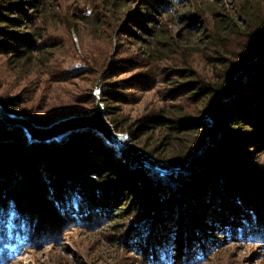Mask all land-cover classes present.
Segmentation results:
<instances>
[{
    "label": "rangeland",
    "instance_id": "obj_1",
    "mask_svg": "<svg viewBox=\"0 0 264 264\" xmlns=\"http://www.w3.org/2000/svg\"><path fill=\"white\" fill-rule=\"evenodd\" d=\"M27 1L33 0H0L3 12L10 5L18 3L33 16L30 25L26 24L27 28L18 35L20 40L30 44L33 50L30 58L14 65L0 51V101L7 105L4 107L0 104V123L14 129L13 132H17L20 138L17 144L0 145V149L10 153L11 157L15 156V152H20L24 144L29 147L35 143L61 144L64 137L90 130L72 131L53 140L42 138L46 129L62 120L92 115L101 109L109 123L112 119L123 129L134 131L138 139L140 137L138 141L131 142L126 134H122L127 138V149L132 155L138 156L137 153L143 150L147 155L161 160L163 156L153 142L160 143L161 138L153 130L142 131V125H151L150 119L171 107L168 101L170 90L183 82L181 77L184 75L189 81L200 79L212 85L220 83L225 68H221L215 59L228 58L237 64L249 37L254 41L262 33L259 31L252 38L253 29L264 20V0H158L164 3V9H169L167 12L159 11L158 15L152 13V5L157 0H43V5L34 13H31L34 8L28 6ZM248 9L252 12L249 18L244 15L246 18L243 22L240 15ZM151 14L153 20H147L146 15ZM195 16L198 17L196 22L187 19ZM139 23L150 32H155L143 34L136 28ZM230 28L234 30L230 35L222 33ZM1 29L5 28L2 26ZM132 31L134 34L130 33ZM216 33H222L221 38L225 37L217 42L220 49L211 42V37ZM5 41V38H0V43L5 44ZM192 75H195V79H191ZM242 75L243 71L237 77ZM203 98L204 95H198L195 99L182 96L177 98L174 105L182 112L186 111V117L203 118L204 124H209L211 118L218 122L213 113L218 99ZM107 106L112 113L110 116H106ZM61 117L67 118L53 123ZM209 128L196 131L189 139L188 146L178 143L181 147L173 149L176 156L180 155V150H190L187 167L195 154L205 149L202 146L198 149L199 144L205 141L206 146L211 140L209 130L214 128ZM144 132L146 135H143ZM117 151L128 156L119 147ZM5 159L3 161H7ZM10 165L9 162H0V171ZM123 167H128V163H123ZM57 168L54 162H47L38 169L32 167L28 170L32 177H38L37 183L46 187L37 196L31 194L32 191L27 192L29 194L24 191L20 178L25 177L24 167L16 170V175L9 180L0 179V206L3 201L14 199L23 213L37 215L42 224L34 230L33 241L36 242H32V246L12 264H148L144 254L146 248L149 249L147 237L142 236L143 252H136L138 242H141L140 235L145 232L144 225L150 220L149 217L165 215L170 203H163L150 216L134 211L118 219L108 218L98 226H95L97 224L92 216L85 217L83 223L75 222L83 217L74 218L70 213L75 205L72 192H67L68 213L60 215L47 192L52 184L51 179L57 176ZM151 168L161 175H171V171L166 169ZM245 170L249 184L243 186L246 193H237L240 201L236 207L251 224L258 219L253 220L254 211L245 210L244 207L258 209L264 216V152L253 153L248 158ZM41 176L44 178L41 179ZM61 180L68 185L75 184V179L67 178L64 172ZM214 183L212 179V183L207 185L214 191L209 204L214 201L220 207L228 199L226 196L220 197L216 190L220 187ZM16 185L20 188L15 189L20 190H14ZM241 194L246 197V204L241 200ZM36 198L44 200L43 203L35 202ZM247 198L255 199L254 203ZM188 200L190 197L181 200L179 207L170 212V217L182 210V221L189 227L194 217L187 213ZM37 204L42 210L47 204L44 208L48 219L38 215ZM91 206L101 209L97 202ZM199 207L198 212L204 208L203 205ZM169 221L163 224L168 227ZM43 234H46V238L41 237ZM207 238L198 241H208L211 245L215 242L218 246H212L211 253L194 264H264V241L226 240L225 236L212 234ZM182 251L183 248H180L181 258ZM178 264L190 263L185 260Z\"/></svg>",
    "mask_w": 264,
    "mask_h": 264
},
{
    "label": "trees",
    "instance_id": "obj_2",
    "mask_svg": "<svg viewBox=\"0 0 264 264\" xmlns=\"http://www.w3.org/2000/svg\"><path fill=\"white\" fill-rule=\"evenodd\" d=\"M26 3L34 8V11L31 12L34 13L38 10L37 8L43 5V0L27 1ZM154 4L152 13L155 15H158L159 11L167 12L169 10L168 8L164 9L163 2L161 4L157 0ZM1 8L0 38H5L8 42L0 43V51L8 57L10 64L23 63L30 58L33 50L30 48V44L20 40L18 35L19 33L21 35V32L27 28L26 24L30 25L33 16L26 13L22 5L18 3L7 7L6 12H3ZM251 12L250 9L242 12L240 18L243 22L246 18L244 15L249 18ZM146 19L153 20V15H146ZM187 19L196 22L198 17ZM263 24L264 20L260 21L253 29L252 38H255L256 34L260 33L259 31L262 33L254 41L249 37L243 49L244 55L242 53L237 64L228 58L215 59L221 68H225L222 71L224 77L220 83L212 85L200 79L189 81L187 76L181 74L184 75L181 77L183 82L171 89L168 96L171 107L166 112H160V115L150 119L149 123L152 126L142 125V131L153 130L157 132V137L161 138L160 143L153 141L157 150H160L159 154L163 156L161 160L147 155L142 150L137 153L142 159L138 164L132 159V156L120 154L117 147L111 145L99 133L88 130L68 138L64 137L61 144L35 143L32 147L24 144L25 147L19 150L20 152H15L13 157L10 153L0 149V162L11 164L8 168L0 171L2 175L0 179L9 180L8 178L16 175V170L24 167L25 177H20L24 191L26 193L32 191L30 193L33 195L35 193L36 196L41 195L46 187L37 183L38 177H32L29 174L31 171L28 170L32 167L38 169L43 163L54 162L58 166L57 176L51 179L50 182L54 184H50L51 187L49 186L47 192L51 197L52 204L59 211L58 214L68 213L69 197H67V192L70 191L72 192L71 196L75 199L74 208L70 209V213L74 218L83 217L81 221L75 220V222L83 223L85 217L92 216L97 224L95 226L100 225L108 218L118 219L123 214L128 215L134 211L150 216L163 203H167V205L170 203L168 205L170 209L166 211L165 215L149 217L150 220H147V224L144 225L145 232L140 235L141 242H138V251L136 252H143L142 236L147 237L149 249L146 248L148 250H145L144 254L148 258V264H178L185 260L194 264L198 260L206 258L211 253L212 246H214L213 248L218 246V243L215 244V242H212L211 245L208 244V241H198L205 240L209 234L225 236L226 240L264 241V216L258 209L244 207L245 210L254 211L252 213L253 220L258 219L256 223L249 224L250 222L246 221L242 212L236 207L239 200L238 194L241 193L240 191L246 193L244 187L249 184L247 183L248 176L244 175L248 158L253 153L264 152ZM2 26L5 29H1ZM136 28L147 35L155 32H150L140 23ZM232 31L234 30L230 28L225 29L222 33L230 35ZM130 33L134 34L133 31ZM222 33H216L211 37L215 48H221L217 42L225 39V37L221 38ZM242 71L243 75L237 77L238 73ZM194 76L192 75L191 79H195ZM198 95H204V98L207 99L208 97L218 99L217 105L213 108L218 122L211 118L209 124H204L203 118L186 117V111L182 112L179 107L174 105L177 98L185 96L187 99H195ZM0 104L7 107L3 101H0ZM106 109V116H110L112 114L109 112L110 107L107 106ZM66 118H57L53 123ZM36 123L39 124L38 121ZM110 124L116 133L126 134L131 142L140 139V137L138 139V135L134 134V131L123 129L112 119ZM209 126L211 127L209 128ZM205 128H214L209 130L212 134L211 140L206 146L205 141L199 144L198 149L201 146L205 149L202 153L195 154L194 159L187 167L186 162L190 150L188 152L185 149L180 150L178 153L180 155L176 156L173 149L181 147L180 144L188 146L189 139L193 134ZM13 131L15 130L0 123V145L19 142V134ZM143 135L146 133L144 132ZM22 144L21 142L20 145ZM170 155L174 157L170 158ZM4 158L7 161H3ZM123 163H128V167H123ZM151 167L166 169L171 171V175H161L157 171L154 172ZM14 170L15 172L11 174ZM63 172L67 178L70 176L75 179L74 185H68L61 180ZM212 179L220 187L216 189L220 197L226 196L228 199L223 203V206L219 205L220 207H218L214 201L209 204L214 191L207 185L209 182L212 183ZM16 187L20 188L16 185L14 190H20L19 188L15 189ZM241 196H243L241 200L245 203L246 197L242 194ZM188 197H190L188 200L190 203H187L190 206L187 205L186 210L191 217H194L189 222L190 224L188 223L189 227L182 221V210L171 216L172 219L170 217V212L175 210L176 206L179 207L181 200L185 201ZM38 198L35 199V202L38 200L40 204L43 203L44 200ZM254 200L248 199L251 203H254ZM191 201L195 203L192 204ZM96 202L101 205V209L99 207L94 209L91 206ZM3 203L0 206V264H12L16 258L21 257L32 246V242H36L33 241L34 230L42 224L37 215L23 213L14 199L3 201ZM202 205L204 208L198 212V209L201 208L199 206ZM27 206L29 207V205ZM37 206L35 208L38 215L48 219L45 217V206H43L44 210L39 208V204ZM166 220L167 222L170 220L168 227L167 224H163ZM216 223L220 225L218 226ZM45 236L46 234L41 235L42 238H46ZM180 248H183L182 258L180 257ZM196 252L198 255H195Z\"/></svg>",
    "mask_w": 264,
    "mask_h": 264
},
{
    "label": "water",
    "instance_id": "obj_3",
    "mask_svg": "<svg viewBox=\"0 0 264 264\" xmlns=\"http://www.w3.org/2000/svg\"><path fill=\"white\" fill-rule=\"evenodd\" d=\"M86 129L99 133L111 145L119 147L121 152L125 151L128 156L132 155L131 151L127 149V138L124 135L115 132L113 126L105 119V115L101 109L92 115L62 120L46 129L42 138L46 141L53 140L60 136H64L69 132ZM132 159L138 164L141 163V158L136 155H132Z\"/></svg>",
    "mask_w": 264,
    "mask_h": 264
}]
</instances>
